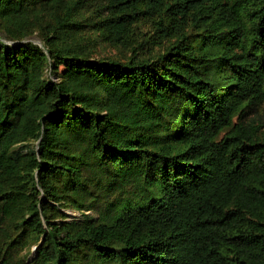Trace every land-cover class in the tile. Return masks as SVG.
<instances>
[{
  "label": "trees",
  "instance_id": "obj_1",
  "mask_svg": "<svg viewBox=\"0 0 264 264\" xmlns=\"http://www.w3.org/2000/svg\"><path fill=\"white\" fill-rule=\"evenodd\" d=\"M0 33V264H264V0H0Z\"/></svg>",
  "mask_w": 264,
  "mask_h": 264
},
{
  "label": "rangeland",
  "instance_id": "obj_2",
  "mask_svg": "<svg viewBox=\"0 0 264 264\" xmlns=\"http://www.w3.org/2000/svg\"><path fill=\"white\" fill-rule=\"evenodd\" d=\"M0 35H2L0 33ZM3 39L4 42L6 43H11L12 41L9 40H5ZM30 41L41 45L40 43V39L38 37L37 31H33V33L29 36L28 38ZM129 52H127L123 47L119 46V45H114L110 42H99L96 45L95 50L92 53V57H99V58H103V57H112V58H121L123 59L125 56L128 55ZM49 70L46 72V74H49ZM52 78L54 79L55 77L52 76ZM254 110V111H253ZM253 111V112H250ZM247 115H246V120H250L251 118H254L256 120V122H262L264 120V102L260 105H258L257 107L253 108L252 110H250ZM260 122V123H261ZM261 134L264 135V126L262 127V131ZM64 212L68 215L71 216L73 214H77L76 211H73L71 209H64ZM22 246H16L14 248H12L8 255L10 258V264H21V260L23 259H27L30 260L34 255H35V248H36V244L34 243H29L28 245H26L23 249H18ZM26 260V261H27ZM25 261V262H26Z\"/></svg>",
  "mask_w": 264,
  "mask_h": 264
}]
</instances>
